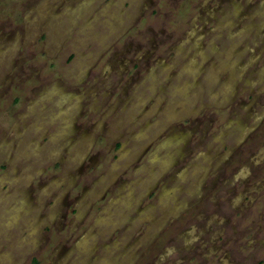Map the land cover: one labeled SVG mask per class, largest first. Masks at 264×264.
Instances as JSON below:
<instances>
[{
	"label": "rangeland",
	"instance_id": "1",
	"mask_svg": "<svg viewBox=\"0 0 264 264\" xmlns=\"http://www.w3.org/2000/svg\"><path fill=\"white\" fill-rule=\"evenodd\" d=\"M115 261L264 264V0H0V264Z\"/></svg>",
	"mask_w": 264,
	"mask_h": 264
},
{
	"label": "flooded vegetation",
	"instance_id": "2",
	"mask_svg": "<svg viewBox=\"0 0 264 264\" xmlns=\"http://www.w3.org/2000/svg\"><path fill=\"white\" fill-rule=\"evenodd\" d=\"M83 155H84V154H83V153H81V155H80V158H82V157H83ZM82 242H84V241H82ZM82 242H81V243H82ZM106 264H117V262H116V261H115V262H112V263H110V262H108V263H107V262H106Z\"/></svg>",
	"mask_w": 264,
	"mask_h": 264
},
{
	"label": "bare ground",
	"instance_id": "3",
	"mask_svg": "<svg viewBox=\"0 0 264 264\" xmlns=\"http://www.w3.org/2000/svg\"><path fill=\"white\" fill-rule=\"evenodd\" d=\"M37 227V226H36ZM59 254H60V252H59Z\"/></svg>",
	"mask_w": 264,
	"mask_h": 264
}]
</instances>
